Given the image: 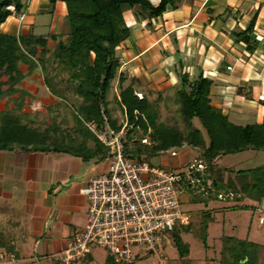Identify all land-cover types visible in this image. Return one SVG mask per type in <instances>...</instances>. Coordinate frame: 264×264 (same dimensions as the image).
<instances>
[{
  "label": "crops",
  "instance_id": "obj_1",
  "mask_svg": "<svg viewBox=\"0 0 264 264\" xmlns=\"http://www.w3.org/2000/svg\"><path fill=\"white\" fill-rule=\"evenodd\" d=\"M150 2L156 5L158 0ZM53 7L50 12L49 0H29L24 20L10 16L0 31L16 37L30 32L39 35L36 27L45 26L44 19L50 16L48 36L68 33L65 4L57 1ZM123 15L130 36L117 49L120 67L108 101L111 94L117 97L120 77L126 79L124 86L132 82L135 94L152 103L154 97L174 95L178 73H188L190 79L202 74L212 82L211 104L229 120L238 116L247 122H262L264 0H182L176 9L168 7L157 19L138 17L130 8H124ZM253 16V31L260 45L249 52L245 44L236 41L235 33L245 30ZM106 169L105 160H83L61 152L0 151V252L14 253L17 260L12 264H57L51 256L63 251L88 221V202L81 190ZM227 211L232 210L215 211L203 236L216 234L219 223L215 217ZM225 228L227 234L214 236L211 246L205 241L202 252L194 253L189 245L183 255L175 250V264H222L223 237L258 244V264H264L263 235L250 239L249 230L239 238L231 225L224 224L223 233ZM94 256L90 250L76 264L110 261L104 255L101 263L95 262Z\"/></svg>",
  "mask_w": 264,
  "mask_h": 264
},
{
  "label": "trees",
  "instance_id": "obj_2",
  "mask_svg": "<svg viewBox=\"0 0 264 264\" xmlns=\"http://www.w3.org/2000/svg\"><path fill=\"white\" fill-rule=\"evenodd\" d=\"M29 0H0V26L10 16H21ZM57 1L66 6L68 34L65 41H58L50 53L47 47L49 38L56 41V35L42 36L30 32L26 35L11 36L0 31V100L14 91L13 85L22 79L20 67L28 69L39 67L44 76V85L49 93L60 101L65 100V91H70L81 99L75 108L76 133L78 138L52 140L46 132H40L24 124L12 110L0 111V151L19 150L22 152H61L80 157L83 160H104L106 148L85 127V122H93L100 127L104 119L108 127L117 132L120 130L115 119L111 118L108 109V96L118 76L120 67L117 49L130 36L123 15L124 8L133 9L138 17L152 20L161 17L168 7L176 9L182 0H158L153 5L150 0H49L50 12ZM254 16L247 28L235 33L237 42L245 44L247 51L253 52L260 43L254 35ZM56 67L59 73L67 77L55 81L58 74L48 76V68ZM7 77V81H1ZM178 85L174 97L180 107V115L185 123V130L157 122L156 108L145 97L138 98L134 84L119 78L118 95L113 99L118 103L121 115L125 114L130 128L124 142L125 155L133 160H147L162 154L181 150L184 146L197 149L201 155L195 162L205 165L203 174L196 173L206 193L199 192L201 198L211 199L220 195L222 190L237 195V183L240 193L249 195L253 200H264V164L250 169L235 171L225 168L234 174L235 183L230 180L223 184L214 176V162L228 155L247 151L264 152V119L261 123L245 126L233 124L220 108L211 104L210 90L212 82L199 74L190 79L188 73H178ZM8 84V90L4 86ZM63 85V86H61ZM9 94V93H8ZM197 120L201 129L195 128L192 122ZM140 132V138L133 141L131 134ZM91 140L92 146L87 142ZM146 140L145 143H142ZM188 162L178 167L186 168ZM177 169V168H176ZM172 172L174 169L171 170ZM179 184L192 185L180 172ZM207 181L210 186L207 187ZM232 211L256 209L253 205H234ZM203 234L211 221L209 213L203 215ZM172 237H175L173 234ZM179 255L186 252V247L179 239L175 240ZM260 246L248 240L235 237H223L221 248L222 264H258ZM108 264H112L108 261Z\"/></svg>",
  "mask_w": 264,
  "mask_h": 264
},
{
  "label": "built area",
  "instance_id": "obj_3",
  "mask_svg": "<svg viewBox=\"0 0 264 264\" xmlns=\"http://www.w3.org/2000/svg\"><path fill=\"white\" fill-rule=\"evenodd\" d=\"M19 19L23 21L24 16ZM231 70L227 67V71ZM84 125L106 148L107 169L81 190L88 202V221L63 251L51 256L52 261L79 263L89 254L91 246L97 245L120 264H133L137 260L169 264L160 244L164 238H172L178 223L184 226L190 221V215L181 210L184 186L179 184L180 173L125 155L124 142L130 128L125 114L117 132L108 127L105 119L100 127L93 122ZM204 170L203 163L193 161L183 173L194 190L206 193L200 179L194 177ZM258 224H264V214L258 217ZM16 260L14 253L0 252V264H12Z\"/></svg>",
  "mask_w": 264,
  "mask_h": 264
},
{
  "label": "rangeland",
  "instance_id": "obj_4",
  "mask_svg": "<svg viewBox=\"0 0 264 264\" xmlns=\"http://www.w3.org/2000/svg\"><path fill=\"white\" fill-rule=\"evenodd\" d=\"M50 16L45 17L46 25L37 26L36 33L39 35H49V22ZM254 17V16H253ZM252 19V18H251ZM68 33H60L58 39L53 41L49 38L47 47L51 53L58 41H65ZM66 36V37H65ZM264 43V42H263ZM262 43V44H263ZM22 72V79L13 85L12 92L6 91L7 95L0 100V111L12 110L21 119L24 124L32 128H36L40 132H46L49 134L52 140H60L64 138H78L82 137L76 133L77 129L75 121V108L80 105L81 99L75 97L70 91H65V100L60 101L58 98L53 97L44 85V76L39 67L30 68L22 65L20 67ZM54 74H58V78L55 81L64 80L67 75L65 73H59L58 68L49 67L48 76L52 77ZM1 81L6 82L7 77H1ZM63 86V85H61ZM8 84L3 88L8 90ZM111 91H114V85ZM118 91V90H116ZM9 93V94H8ZM111 93V92H110ZM110 103V115L112 119H115L118 125L122 123L121 110L118 103L112 98L111 94ZM152 103L156 108L157 122L163 123L168 126L176 127L180 131L185 130V123L180 115V107L175 99L174 95H167L165 97H154ZM233 124L245 126L247 124L254 123V121L247 122L245 119H239L238 116L230 118ZM193 127L201 129L199 122L194 120L192 122ZM140 132L131 134L133 141H137L140 138ZM88 146H92L93 142L88 140ZM173 156L171 153L162 154L159 157L149 159L148 162L151 164L165 168L167 170L174 169L175 173L184 172L185 168H179L185 163H191L198 159L201 152L197 149H193L184 146L181 150L176 151ZM180 163V164H179ZM178 164L177 169L173 165ZM214 176L218 177L225 185L233 180L235 183L234 174H231L225 168H230L235 171L250 170L257 168L264 164V152L247 151L236 155H228L223 158H219L214 162ZM183 184V183H182ZM181 184V187H182ZM237 195L231 196L230 191L222 190L219 192L221 198L214 195L211 199L201 198L200 193L193 188H188L186 184L182 188L180 195L181 210L182 212L190 215V221L187 225H181L178 223L176 227L175 237L164 238L161 242V249L164 255L168 258L169 264H175V240L180 239L185 247H190L195 253L196 251L202 252L205 250V241L212 243L214 236H221L227 234V228L225 232H222L223 225L230 226L234 229V235L242 237L250 230V239L256 240L255 235L264 236V225H258V217L264 214V200L257 202L253 200L249 195L240 193L242 190L239 188L237 183ZM234 205H253L256 209L247 211H227L216 215L215 220L219 224L217 225L216 234L213 237L206 238L205 234L202 233L203 226V215L209 213V217H213L215 211L226 207L229 209ZM223 220L224 223H223ZM230 229V228H229ZM229 232V230H228ZM242 233V235H240ZM239 237V238H240ZM243 238V237H242ZM260 238V237H259ZM93 254H95V262L101 263L103 256H107L112 264H120L115 261L114 257L107 250L93 245L91 246ZM97 253V254H96ZM152 263L151 261H148ZM148 262L137 260L133 264H147Z\"/></svg>",
  "mask_w": 264,
  "mask_h": 264
},
{
  "label": "water",
  "instance_id": "obj_5",
  "mask_svg": "<svg viewBox=\"0 0 264 264\" xmlns=\"http://www.w3.org/2000/svg\"><path fill=\"white\" fill-rule=\"evenodd\" d=\"M262 46L264 47V43L262 44Z\"/></svg>",
  "mask_w": 264,
  "mask_h": 264
}]
</instances>
